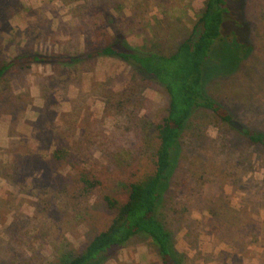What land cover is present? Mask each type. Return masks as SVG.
<instances>
[{
    "label": "rangeland",
    "instance_id": "1",
    "mask_svg": "<svg viewBox=\"0 0 264 264\" xmlns=\"http://www.w3.org/2000/svg\"><path fill=\"white\" fill-rule=\"evenodd\" d=\"M205 1L0 0V63L77 56L116 32L167 55ZM243 14V59L226 47L203 68L204 92L241 129L193 116L158 214L185 264H264V147L242 133H264V0H245ZM165 103L158 86L112 57L13 67L1 77L0 264H60L83 250L114 215L104 199L125 200L128 184L150 171ZM99 264L161 261L135 237Z\"/></svg>",
    "mask_w": 264,
    "mask_h": 264
},
{
    "label": "trees",
    "instance_id": "2",
    "mask_svg": "<svg viewBox=\"0 0 264 264\" xmlns=\"http://www.w3.org/2000/svg\"><path fill=\"white\" fill-rule=\"evenodd\" d=\"M244 1L206 0L186 38L167 55L133 48L121 33L116 32L101 47L77 56L19 55L0 63L1 78L13 67L28 69L31 64L75 66L97 57L117 58L143 80L158 86L166 99L165 115L154 127L157 143L149 158L150 171L128 184L125 200L104 199L107 207L114 211L109 224L83 250L65 256L60 264L102 263L110 253L124 248L135 237L149 241L161 264H185L186 258L177 251L171 232L158 214L178 163L180 137L189 121L200 112L210 113L223 123L229 124L232 120L230 113L204 92L203 68L207 63L212 64L215 53L226 47H231L234 53L238 47L234 55L236 63L243 59L247 52L244 41L248 32L244 22ZM236 25L241 27L243 38L236 35ZM227 30L233 37L224 39L222 35ZM242 133L252 144L264 147V133L248 130ZM82 183L88 188L95 185L84 178Z\"/></svg>",
    "mask_w": 264,
    "mask_h": 264
},
{
    "label": "water",
    "instance_id": "3",
    "mask_svg": "<svg viewBox=\"0 0 264 264\" xmlns=\"http://www.w3.org/2000/svg\"><path fill=\"white\" fill-rule=\"evenodd\" d=\"M229 124H232L236 129H238V130H240L241 129V127L236 123V122H234V121H230L229 122Z\"/></svg>",
    "mask_w": 264,
    "mask_h": 264
}]
</instances>
